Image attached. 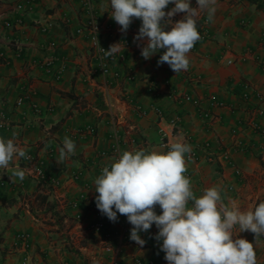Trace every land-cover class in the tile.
<instances>
[{"label":"crops","instance_id":"0c3cea01","mask_svg":"<svg viewBox=\"0 0 264 264\" xmlns=\"http://www.w3.org/2000/svg\"><path fill=\"white\" fill-rule=\"evenodd\" d=\"M89 7L102 43L120 42L109 75L101 72L87 31H79ZM215 7L210 37L190 51L189 69L175 73L167 63L158 65L161 53L141 56L144 41L134 39L141 20L121 32L108 0H0V114L9 121L0 137L17 133L16 142L33 156L16 158L0 173V264L22 263L24 253L15 246L21 232L32 238L31 264H167L149 232L141 233L146 244L138 246L126 216L112 222L91 209L94 178L115 159V132L123 150L166 151L163 142L178 139L191 144L199 160L188 161L187 170L197 195L220 186L225 203L244 211L264 201V135L251 124L264 128V0H217ZM48 59H54L51 71ZM212 96L227 106L214 105ZM66 136L76 153L59 163ZM229 148L230 162L221 157ZM16 167L25 171L23 181L10 179ZM40 168L58 184L41 180ZM82 193L86 199L73 208L70 202ZM100 220L109 238L91 229ZM239 236L254 243L264 264V236Z\"/></svg>","mask_w":264,"mask_h":264},{"label":"clouds","instance_id":"9594fccd","mask_svg":"<svg viewBox=\"0 0 264 264\" xmlns=\"http://www.w3.org/2000/svg\"><path fill=\"white\" fill-rule=\"evenodd\" d=\"M111 18L126 33L134 18L141 20L134 39L144 41L141 56L150 59L161 53L158 65L167 63L175 72L190 67L189 53L201 39L198 21L201 12L212 21L217 0H108ZM173 5L170 9L168 5ZM177 13L183 18L173 21ZM171 25L166 30V26ZM120 42L108 49L106 57L120 51ZM161 50H164L161 52ZM12 138L0 137V173H8L16 158H28L27 149ZM193 149L178 139L167 151L130 149L104 166L94 178L95 203L102 215L116 222L119 215L132 225L130 239L138 246L146 244L141 233L156 226L155 239L161 241L167 264H258L254 243L239 236L251 231L264 236V201L252 210L226 204L220 186L206 188L197 195L189 176L185 175ZM76 153V143L65 137L58 162ZM10 179H25L22 168L12 169ZM161 211L158 213L156 207ZM235 237V238H234ZM256 240V239H255Z\"/></svg>","mask_w":264,"mask_h":264},{"label":"built area","instance_id":"2783aa9c","mask_svg":"<svg viewBox=\"0 0 264 264\" xmlns=\"http://www.w3.org/2000/svg\"><path fill=\"white\" fill-rule=\"evenodd\" d=\"M82 1L86 2V4H88V0H82ZM19 7H21V5H19L18 8ZM88 9H89V13H90L89 20L87 21V23L85 24L84 27L79 29V31L80 32H82L83 30L87 31V33L89 34L91 47L93 49L95 58L97 59L99 68L104 75H109L111 73L112 64L119 58V56H118V54H115L113 57H106L104 55L103 51L101 50V47H103L104 49H108L109 47L102 43V41H101V25L99 24L95 15L93 14L91 7H89ZM198 30L201 34V39L199 41H197L195 45H197L200 42L206 41L210 37L211 21L208 20L207 15H205V14L202 15V17L200 19V23L198 25ZM53 61H54V59H48V61L46 62V67H47L48 71L52 70ZM229 62H231V61H229ZM63 72H64V67L57 69L56 77L61 78ZM248 93H249L248 92V86L246 85L245 91L243 94L244 98H248V96H249ZM261 99H264V96H261ZM186 100H191V97L186 96ZM211 101L214 105L219 106V107L227 106L225 102L219 100L216 96H212ZM23 103H24V98L20 97L17 101V104L22 105ZM203 116L205 118H210V114L208 112H205L203 114ZM178 121H179V119L177 118L175 120V122L177 123ZM251 124L259 133L264 135V128L261 127L259 122L254 120L251 122ZM8 127H9V121L7 120V117L5 116V114L1 113L0 114V128H8ZM114 138H115V140H114V143L112 145L111 151L114 154L115 158H117L120 155V153L123 151V149L121 148V144H120V133L115 132ZM170 145H171V143H169L168 141L163 142V147L166 149V151L168 150ZM206 146H209V144H207ZM221 157L223 160L230 162L231 161L230 148L224 149L222 151ZM26 160L32 161L33 156L31 154H28V158H26ZM192 160H194V161L199 160V154L195 150H193L192 153L190 154V159L188 161H192ZM37 175L41 180L50 181L53 185L58 184V181L56 179H52L51 177L46 176L43 173L41 168L37 171ZM185 175L189 176L190 179H192V174L188 170L185 173ZM85 199H86V195L84 193H82L78 196V198L71 201L70 205L73 208H77L80 205V202L84 201ZM91 209L97 215H102L101 212L98 210L96 204H92ZM91 229L95 230V231L104 232L106 235V238L110 237V234L107 233V225L102 220L94 222L91 225ZM157 231H158V229L156 228L155 225H153V227L149 230V236L155 242H157L158 246L160 247L161 241H157L154 238L155 233ZM15 246L18 250H21L24 253L21 264H31V257H30L29 251L32 247V238H31L30 233L29 232H21V233L17 234V236L15 238ZM141 263L142 262L140 260L137 261V264H141ZM149 264H153V261L151 260L149 262Z\"/></svg>","mask_w":264,"mask_h":264}]
</instances>
